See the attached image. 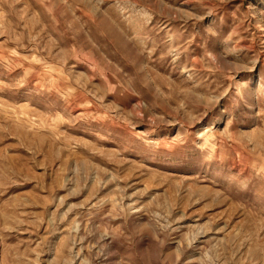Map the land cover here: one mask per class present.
<instances>
[{
	"label": "rangeland",
	"instance_id": "1",
	"mask_svg": "<svg viewBox=\"0 0 264 264\" xmlns=\"http://www.w3.org/2000/svg\"><path fill=\"white\" fill-rule=\"evenodd\" d=\"M0 264H264V0H0Z\"/></svg>",
	"mask_w": 264,
	"mask_h": 264
}]
</instances>
